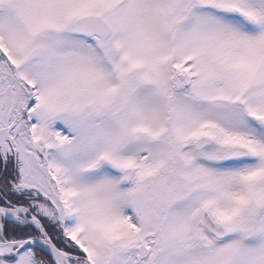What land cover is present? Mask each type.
Here are the masks:
<instances>
[{
	"label": "snow or ice",
	"instance_id": "obj_1",
	"mask_svg": "<svg viewBox=\"0 0 264 264\" xmlns=\"http://www.w3.org/2000/svg\"><path fill=\"white\" fill-rule=\"evenodd\" d=\"M0 264H264V0H0Z\"/></svg>",
	"mask_w": 264,
	"mask_h": 264
}]
</instances>
